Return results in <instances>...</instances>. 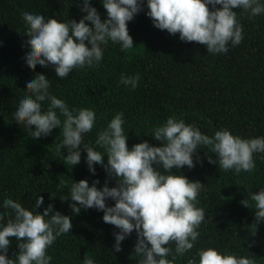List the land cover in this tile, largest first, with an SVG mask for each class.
<instances>
[{
	"label": "trees",
	"instance_id": "trees-1",
	"mask_svg": "<svg viewBox=\"0 0 264 264\" xmlns=\"http://www.w3.org/2000/svg\"><path fill=\"white\" fill-rule=\"evenodd\" d=\"M82 2L0 0V200L7 196L32 208L36 196L42 195L43 204L36 211L42 212L51 202L70 216L69 233L57 236L46 249L52 257L50 264H82L85 257L95 264H138L140 257L133 249L135 230L116 251L113 233L119 229L102 220V210L82 208L73 213L69 201L60 199L68 194L71 179L87 178L91 185L98 177L97 187L105 179L114 186L116 179L100 164H94L95 174L90 173L82 145L80 162L73 166L68 163L63 149L58 151L56 147L62 138L59 127L46 136H29L23 123L12 116L18 97L25 94V80L43 72L50 79V92L70 108L94 110L95 125L83 137L89 145H94L97 130L104 128L116 112L124 115L129 148L142 140L159 145L151 133L170 115L196 124L208 135L223 127L242 137L264 136V13L250 15L234 9L242 26V39L234 46L229 42L227 52L214 54L208 53L202 43L182 41L178 33L155 27L145 14V6L127 22L132 48L122 50L109 41L103 46L99 64L73 68L64 78L55 75L51 64L30 67L23 55L29 44L23 10L43 11L46 17L60 20H79L85 14L80 11ZM90 3L104 19L106 9L100 0ZM121 74L138 75L136 87L121 83ZM42 106L46 107L47 101ZM198 147L193 154L194 167L184 165L174 171L203 184L196 206L204 209L205 218L197 228L199 236L193 248L177 256L174 264H186L197 249L208 246L252 256L256 264H264V220L256 223L254 210L241 203L248 193L264 187V152L253 154L252 171L237 173L210 163L208 156L215 159L210 146ZM103 159L107 161V154ZM169 246L174 248V243L170 241ZM18 251L16 239L10 238L7 255L13 258Z\"/></svg>",
	"mask_w": 264,
	"mask_h": 264
},
{
	"label": "clouds",
	"instance_id": "clouds-1",
	"mask_svg": "<svg viewBox=\"0 0 264 264\" xmlns=\"http://www.w3.org/2000/svg\"><path fill=\"white\" fill-rule=\"evenodd\" d=\"M100 2L106 9L104 19L90 0H83L80 11L85 14L79 20H60L46 17L43 11L24 9L22 15L29 41L23 53L26 63L30 67L51 64L60 78L67 77L73 68L99 64L103 46L109 41L119 44L122 50L134 46L127 22L145 6V14L155 27L169 34L178 33L182 41L202 43L208 53L214 54L227 52L229 42L234 46L242 39V26L234 9L250 15L264 13V0ZM138 79V75L120 76L121 83L133 88ZM25 84V94L18 97L12 116L23 123L29 136H46L59 127L62 138L56 147L58 151L63 149L68 163L73 166L80 162L82 145L89 172L95 174L94 164H100L108 176L116 179L111 187L107 179L97 187L98 177L91 185L87 178L71 179L68 194L60 199L69 201L73 213H79L82 208L102 210V220L119 229L113 233L116 251H120L121 242L135 230L133 249L140 257L138 264H174L177 256L193 248L199 236L197 228L205 218L204 209L196 206L203 184L174 169L184 165L194 167L193 154L198 146H210L215 153V159L208 156L210 163L237 173L252 171L253 154L264 152V136L242 137L223 127L208 135L196 124L174 115L153 129L151 136L160 141L159 145L142 140L129 148L122 112H116L104 128L98 129L94 145H89L83 137L95 125L93 109L70 108L64 99L50 92V79L43 72H36ZM45 101L47 106L43 107ZM109 199L114 203H106ZM43 201L44 197L37 195L32 208H28L7 196L0 200V264H50L52 257L46 249L57 236L69 233L72 223L70 216L55 209L51 202L42 212L36 211ZM241 203L254 210L256 223L264 220V187L248 193ZM12 237L19 251L10 258L7 253ZM170 241L174 248L169 246ZM82 264L95 262L85 257ZM186 264H256V260L208 246L197 249L195 256L186 259Z\"/></svg>",
	"mask_w": 264,
	"mask_h": 264
}]
</instances>
